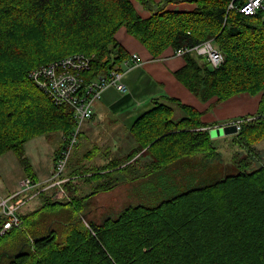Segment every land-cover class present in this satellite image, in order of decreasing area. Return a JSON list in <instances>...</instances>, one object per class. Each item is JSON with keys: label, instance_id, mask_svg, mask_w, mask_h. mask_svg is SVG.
Returning a JSON list of instances; mask_svg holds the SVG:
<instances>
[{"label": "trees", "instance_id": "1", "mask_svg": "<svg viewBox=\"0 0 264 264\" xmlns=\"http://www.w3.org/2000/svg\"><path fill=\"white\" fill-rule=\"evenodd\" d=\"M245 1L0 0V157L16 154L34 182L26 143L59 134L56 166L76 119L72 107L55 103L37 85L33 71L73 55L93 58L83 72L85 85L123 71L129 54L117 39L122 28L154 58L207 41L225 57L213 69L190 52L175 73L207 108L157 100L132 126L129 152L89 168L71 156L64 196L56 197L57 187L43 190L47 184L31 190L40 207L20 213L21 228L0 234V264H264V161L257 148L264 141V11L240 13ZM243 94L260 95V102L256 113L240 118L232 137L233 173L210 132L220 122L204 116ZM109 152L97 145L84 158L92 164ZM255 157L259 163L252 165ZM132 183L142 189L137 203L116 216H92L97 196ZM4 221L0 217V229Z\"/></svg>", "mask_w": 264, "mask_h": 264}, {"label": "crops", "instance_id": "2", "mask_svg": "<svg viewBox=\"0 0 264 264\" xmlns=\"http://www.w3.org/2000/svg\"><path fill=\"white\" fill-rule=\"evenodd\" d=\"M137 8L142 16H149L148 11L142 8L141 5L137 6ZM181 8L191 9L192 5L184 4L181 5ZM117 39L128 52L129 59L133 54H137L142 58L143 62L137 66L127 63L124 65L122 72H124V82L129 87V93L123 94L115 87L106 89L102 93L101 99L95 103L93 117L84 123L81 134L83 138L89 137L92 139L93 142L90 140L87 143L92 148L100 145L101 147L112 148L115 153L125 154L135 146V140L131 133L132 126L136 120L155 108L157 100L178 98L182 102L199 109H205L209 104L200 102L176 78L175 73L185 66L186 61L184 57L175 56L174 49L169 48L159 58H154L149 49L137 38L130 35L125 28L118 32ZM259 102L260 97H250L248 95L236 97L212 107L207 115L204 116V121L207 123L220 122V125L233 123L232 121L238 118L256 113L259 108ZM177 114L180 116L179 111H177ZM93 143L94 146H92ZM61 144L62 138H60L59 146L53 147L50 152L54 156L53 164L49 165V170L45 171L42 166L38 173L34 170L37 184L40 187L46 184L49 185L52 182L55 169V154L60 149ZM43 147H46V142L42 140L36 141L32 145V156H36L39 161ZM25 177L24 172V177L16 181L21 185V181ZM124 186H129L130 191L132 186L142 190L140 186L133 183ZM47 189L50 190V188H43V190ZM20 190L14 188L11 190L12 193L10 195ZM0 198L4 197L0 196ZM37 198H39L38 193H35L23 208ZM20 200L22 201L24 198Z\"/></svg>", "mask_w": 264, "mask_h": 264}, {"label": "built area", "instance_id": "3", "mask_svg": "<svg viewBox=\"0 0 264 264\" xmlns=\"http://www.w3.org/2000/svg\"><path fill=\"white\" fill-rule=\"evenodd\" d=\"M230 8H233V5ZM238 10L247 16L256 15L258 12L264 11V0H246ZM190 52L205 57L213 69H218L225 61L224 54L215 46L213 41H207L195 47L175 49L174 55L184 57ZM92 59L84 55L69 56L51 65L41 67L33 71L31 75L37 85L55 103L69 105L75 112L76 128L59 155L52 182L47 187H57L56 197L66 195L63 185L67 179L62 176L66 171L73 147L79 139L84 123L93 117L95 103L101 99L102 93L110 87H115L123 94L129 92V87L124 82V72L117 70L111 71L107 76H99L96 80L85 85L83 72L90 70ZM142 62L143 60L139 55L133 54L127 64L137 66ZM235 124L238 125L240 130L241 121H237ZM21 186L19 192L0 202V215L5 219L0 229L1 235H5L13 228L23 226V219L18 210L23 209L30 197H33V195H29L31 190L40 187L30 177H26L21 181ZM20 195L23 196L24 200L16 202L15 199Z\"/></svg>", "mask_w": 264, "mask_h": 264}, {"label": "rangeland", "instance_id": "4", "mask_svg": "<svg viewBox=\"0 0 264 264\" xmlns=\"http://www.w3.org/2000/svg\"><path fill=\"white\" fill-rule=\"evenodd\" d=\"M244 95H247V94L239 95L236 97H240V96H244ZM248 96L251 97L252 95H248ZM236 97H234V98H236ZM252 97H260V95H256V96H252ZM234 98H232V99H234ZM232 99H230V100H232ZM258 107H259V105H258ZM257 111H258V109H257ZM238 119H240V118H238ZM235 123H237V122H235ZM216 129L217 128L212 129L211 133H212L213 139L219 140L216 142L219 146H221V152H222L223 158H224L223 165L225 168L229 165L227 167L228 172L232 171L233 173H236L238 170H234L233 167L230 166L232 164V155L234 153V149H233L234 145L231 144V140H232V137L234 135L228 136L227 138L226 137H219L218 138L214 134V130H216ZM60 138H62V137L59 134L37 136V137L32 138L31 140H29L26 143V145H25L26 155H27L28 159L30 160L33 169L37 173L40 170L41 166L43 168H45V171H47V170H49V165L53 164V156L54 155H53V153H50V152H51V150H53V147L59 146ZM84 139H85V141H84ZM40 140L46 142V147L42 148L41 159L39 161V159L36 156H34V157L32 156V154H33L32 145L34 142L40 141ZM79 140H80V142L77 146V150H75V152H73L74 154L72 156L74 158L76 157V159H78L80 161V166H82V167L84 166V167L89 168V167H94L96 165H103L105 163L104 161L107 158H112L115 156L120 157V156L124 155V154H119V152L115 153L112 150V148L104 146V149H106V148L110 149L109 154L105 155L104 153H102V154L96 156L94 161L91 164L89 161L85 160L84 155L89 150L92 149L91 146L87 145V143H89L90 140L92 141V139L89 137L83 138V136L81 134ZM92 146H94V143ZM87 147H88V149H87ZM257 148L260 150V153H261L260 155L262 157V161H264V141L261 142L257 146ZM238 149L239 148L236 147V150H238ZM112 151H113V153H112ZM139 156L140 155H138L137 158ZM258 160H259V158L255 157V159L252 160L253 161L252 165L258 164L259 163ZM40 163H41V165H40ZM212 170H214V169H210V171H212ZM226 173L227 172L224 171V172H221L220 174L226 175ZM23 177H24V170H23V168L21 166V162H20L19 158L16 156V154L10 152V153L5 154V155L0 157V196L4 197L2 199L0 198V202L3 199L8 198V196H10V194L12 193L11 192L12 189L16 188L18 190V189L22 188V186L16 180L19 178L21 180V178H23ZM124 185H126V184H124ZM124 185L119 186L118 188H116L112 192L104 193V194L102 193L96 197V199L93 201L94 212L92 213V216H94V218H96V217L101 218L105 215H111V216L115 215L116 216L127 205L137 203L134 196L139 195L140 190L137 189L136 186L134 188L132 186L133 191H132V189L130 191L128 188L129 186L127 187ZM85 189L87 190V193H88L89 188L87 187ZM136 190H139V191H136ZM21 198H23L22 195L17 197V199L15 201L18 202ZM40 204H41V200L39 198H37L34 201H32L29 205H27L25 208L18 210V213L36 210L37 208L40 207ZM86 225L89 226V224H86ZM90 230H91V228H90Z\"/></svg>", "mask_w": 264, "mask_h": 264}, {"label": "water", "instance_id": "5", "mask_svg": "<svg viewBox=\"0 0 264 264\" xmlns=\"http://www.w3.org/2000/svg\"><path fill=\"white\" fill-rule=\"evenodd\" d=\"M238 133H239V128H238L237 124H229V125H226L224 127H220V128H217L216 130H214V134L218 138L236 135ZM211 135H212V133H211Z\"/></svg>", "mask_w": 264, "mask_h": 264}, {"label": "bare ground", "instance_id": "6", "mask_svg": "<svg viewBox=\"0 0 264 264\" xmlns=\"http://www.w3.org/2000/svg\"><path fill=\"white\" fill-rule=\"evenodd\" d=\"M259 13V12H258Z\"/></svg>", "mask_w": 264, "mask_h": 264}]
</instances>
